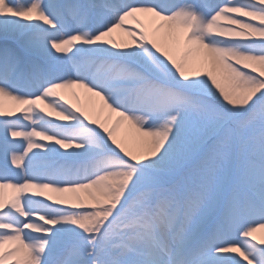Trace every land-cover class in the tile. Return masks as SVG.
I'll return each mask as SVG.
<instances>
[{
  "label": "snow or ice",
  "instance_id": "1",
  "mask_svg": "<svg viewBox=\"0 0 264 264\" xmlns=\"http://www.w3.org/2000/svg\"><path fill=\"white\" fill-rule=\"evenodd\" d=\"M262 230L264 0H0V264H264Z\"/></svg>",
  "mask_w": 264,
  "mask_h": 264
},
{
  "label": "bare ground",
  "instance_id": "2",
  "mask_svg": "<svg viewBox=\"0 0 264 264\" xmlns=\"http://www.w3.org/2000/svg\"><path fill=\"white\" fill-rule=\"evenodd\" d=\"M119 39V36L117 37ZM75 93V95H73ZM63 95L70 100L71 103L76 104L77 106L83 108L84 110H91V107L94 103H99L98 98L92 97L90 93H87L83 89H71L63 90ZM6 104L11 105V102L6 101ZM51 119L56 120L55 113L51 114ZM10 195V190H6ZM258 238H264V230L258 231L256 233Z\"/></svg>",
  "mask_w": 264,
  "mask_h": 264
}]
</instances>
